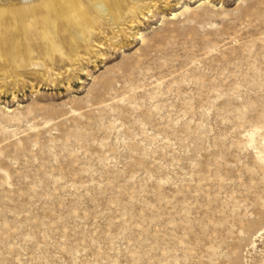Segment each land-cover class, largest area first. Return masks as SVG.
I'll return each mask as SVG.
<instances>
[{
	"label": "rangeland",
	"instance_id": "374dc122",
	"mask_svg": "<svg viewBox=\"0 0 264 264\" xmlns=\"http://www.w3.org/2000/svg\"><path fill=\"white\" fill-rule=\"evenodd\" d=\"M152 3L0 18V264H264V0Z\"/></svg>",
	"mask_w": 264,
	"mask_h": 264
},
{
	"label": "bare ground",
	"instance_id": "6f19581e",
	"mask_svg": "<svg viewBox=\"0 0 264 264\" xmlns=\"http://www.w3.org/2000/svg\"><path fill=\"white\" fill-rule=\"evenodd\" d=\"M141 3L138 8L149 10V6H155L153 0H137ZM42 8L47 12V22H50L51 15L56 16L62 24H72L75 28L90 27L96 22L98 16L109 22L115 18H121V8L119 0H0V18L5 15L7 20L19 22L26 19L29 15L34 16L36 10ZM129 13V12H128ZM6 18V17H5ZM26 31L23 27L12 32V36L23 35ZM31 50L26 45H16L15 49L8 53L0 49V55L6 63H15L16 67L29 68L41 67V64L32 62ZM25 57L28 62L23 60L17 62L18 58Z\"/></svg>",
	"mask_w": 264,
	"mask_h": 264
}]
</instances>
